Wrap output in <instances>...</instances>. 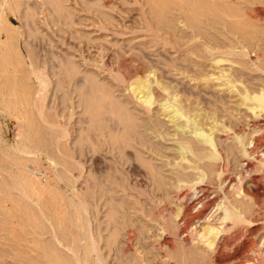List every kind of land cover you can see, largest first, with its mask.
<instances>
[{
    "label": "bare ground",
    "instance_id": "bare-ground-1",
    "mask_svg": "<svg viewBox=\"0 0 264 264\" xmlns=\"http://www.w3.org/2000/svg\"><path fill=\"white\" fill-rule=\"evenodd\" d=\"M36 3L30 139L63 176L95 165L63 220L16 233L52 236L27 264H264V0Z\"/></svg>",
    "mask_w": 264,
    "mask_h": 264
},
{
    "label": "rangeland",
    "instance_id": "rangeland-1",
    "mask_svg": "<svg viewBox=\"0 0 264 264\" xmlns=\"http://www.w3.org/2000/svg\"><path fill=\"white\" fill-rule=\"evenodd\" d=\"M36 1L39 2V0H0V39H2L0 40V183L3 184L6 189L10 190V195L14 193L12 194L13 197H11V195L10 198L8 196L3 197V194L0 192V250L6 249V252H4V250L3 252H1L2 250L0 251V264H18L20 260L22 263L20 262L19 264H27L29 257H40L44 260V256L50 254V250L45 249V247L41 245L44 241H48V239L52 238L50 234L39 236V239L26 236V239L31 238V240L21 242L23 247L15 238L16 233L24 234L26 225L29 222L33 224L37 223L38 225L39 223H43V221L46 224L50 221L54 225H57L58 219L61 218L60 220H63L65 210L62 208L60 209V207L64 204V197L71 196L73 199L75 193H80L87 188L92 179L93 165H95V161L91 160L90 157L84 158L81 161L73 160L69 162L71 163L69 168L71 170L74 168L73 170H75L76 166L73 164H76L78 166L76 167V171H71L68 168L67 175L63 176V174L58 172L63 169L65 170V168L58 164V166L55 165V163L48 158L47 154L43 152L42 145L34 146L30 139L28 116L32 108H29L32 96L29 97V92L26 90L27 82L23 83L21 77L23 76L22 73L24 68L28 66L26 64H28L29 60L27 58V51L29 50V43L27 40L30 25L28 24L29 18L27 17L30 15L28 13L31 12H29V8L30 10L33 9V6L37 4ZM256 7L261 8V5L256 4ZM40 44L41 43L36 44V46L38 45V49L36 47V50H38V52L40 50L39 53L42 54L43 48L42 44ZM30 81L31 80H29L28 83L32 84L33 81ZM28 97L31 99L28 100ZM42 109L45 111L44 107ZM27 152H31V154L29 155ZM81 168L86 171L83 173V175L86 176L84 178L85 183L83 184L78 181L81 176ZM27 170L30 176H34H32L34 181L33 184L26 181L27 177L25 172ZM9 182H11L13 186L9 185ZM18 198L30 204L31 208L35 210L34 213H37L38 216L36 215V217L30 219L31 221L20 217V207L19 204H17ZM48 217H50V220H48ZM26 220L27 223H24L23 221ZM52 223H50L52 225H50V227L54 229ZM41 232H43V230H41ZM13 237L17 242L12 239ZM32 239H34V244ZM9 240L14 242H9ZM35 240L42 241L37 242ZM56 243L61 246L58 241H56ZM24 244L26 246L28 245L30 249L25 247ZM10 245H14L13 248ZM22 247L27 252H25V255H22L24 257L20 259L18 257V252L22 254Z\"/></svg>",
    "mask_w": 264,
    "mask_h": 264
}]
</instances>
